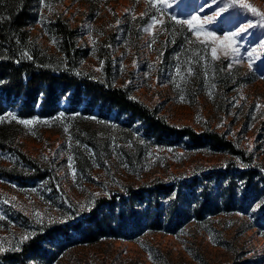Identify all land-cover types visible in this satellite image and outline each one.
Returning <instances> with one entry per match:
<instances>
[{
	"label": "rangeland",
	"instance_id": "obj_1",
	"mask_svg": "<svg viewBox=\"0 0 264 264\" xmlns=\"http://www.w3.org/2000/svg\"><path fill=\"white\" fill-rule=\"evenodd\" d=\"M19 2L30 9L23 28L28 42L59 57L48 25L67 23L86 50L76 66L82 75L125 88L173 125L216 131L240 154L186 138L154 140L139 121L116 119V110L95 107L89 114L81 105L75 112L21 117L9 107L0 114V168L18 177L0 174V252L44 225L81 216L98 197L128 184L229 168L226 208L199 218L187 208L178 218L176 196L163 198L152 213L176 216L177 230L167 224L146 229L143 222L142 230L91 243L72 235L54 249L52 264H264V16L246 7L264 13V0H153L155 7L150 0ZM194 16L197 28L180 22ZM232 32L238 35L231 47L221 44ZM246 169L258 173L250 184L236 176ZM217 186L211 184V193Z\"/></svg>",
	"mask_w": 264,
	"mask_h": 264
},
{
	"label": "trees",
	"instance_id": "obj_2",
	"mask_svg": "<svg viewBox=\"0 0 264 264\" xmlns=\"http://www.w3.org/2000/svg\"><path fill=\"white\" fill-rule=\"evenodd\" d=\"M30 20L28 2L0 0V114L12 107L21 117L52 116L59 111H79L81 105L80 110L90 114L98 107L100 112L116 110V119L125 115L130 124L139 121L145 134L154 140L172 142L186 138L196 146L240 154L230 140L216 131L197 132L188 125H173L132 98L125 88L82 75L76 66L86 56V50L77 47L76 31L67 23L56 20L48 25L50 34L57 37L59 57L35 42H28L23 28ZM229 171V168L213 169L199 175H179L112 190L107 196L98 197L81 216L44 225L17 248L0 252V264H52L54 249L72 235L78 236L80 242L91 243L102 237H120L124 231L142 230L143 222H147L146 229L157 230L167 224L173 226L171 230H177L180 223L177 217H167L162 210L153 215L154 205L159 206L163 198L176 196L173 208L178 218L187 208L197 218L211 209L226 208L232 196L224 185L229 180L232 183ZM0 174L18 177L13 169L4 167L0 168ZM236 176L250 184L258 173L246 169ZM260 178L264 185V175ZM211 184L218 185L215 193H211ZM143 205L146 207L137 214L135 207ZM181 205H186V210ZM261 229L264 230V225Z\"/></svg>",
	"mask_w": 264,
	"mask_h": 264
},
{
	"label": "snow or ice",
	"instance_id": "obj_3",
	"mask_svg": "<svg viewBox=\"0 0 264 264\" xmlns=\"http://www.w3.org/2000/svg\"><path fill=\"white\" fill-rule=\"evenodd\" d=\"M42 2H43V0H42ZM150 2H152V6L155 7V2H153V0H150ZM156 2H163V0H156ZM246 7L251 8V11H253L254 13H257L258 15H262V16H264V13H259L258 10L255 9V8H252L251 5H246ZM220 11L223 12V11H225V9L221 8ZM217 14H219V13H217ZM198 19H199L198 17H195V16H194V17H192L191 20L180 21V22H181V23H186V24H188L190 28H197V24H196L195 22H196ZM157 22H158V21H156L155 19L153 20V23H154V24L157 23ZM251 26H252V25L249 24V25H247V26H245V27L240 28L239 31H241V32L246 31V28H247V27H251ZM145 30L147 31V30H149V29H145ZM200 34H201V33H200L199 31H197L196 35H197L198 38H199ZM204 35L210 37V38L212 39L213 42H216L217 40L220 39V38L216 37L213 33H205ZM236 35H238L237 32L229 33L228 35H225V36L223 37V40H221L220 43H221V44H224L225 41H228L229 44H228L227 46H228V47H231L232 38H233L234 36H236ZM231 50H232V51H236L235 48H232ZM211 51H212V55H213V57H214V58H218V56L216 55V54H217V49H216L215 47H213V48L211 49ZM225 55H227V52H225ZM29 58H30V57H29ZM189 71H191V69H189ZM12 118L15 119L14 116H13ZM19 122L22 123V124H25V125H29V124H32V123H33V121H31V120H21V121H19ZM25 239H27V237H25Z\"/></svg>",
	"mask_w": 264,
	"mask_h": 264
}]
</instances>
